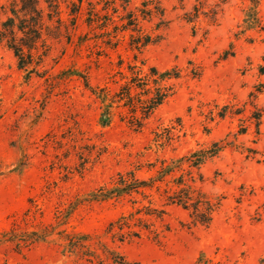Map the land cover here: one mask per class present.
I'll return each instance as SVG.
<instances>
[{
    "label": "rangeland",
    "instance_id": "obj_1",
    "mask_svg": "<svg viewBox=\"0 0 264 264\" xmlns=\"http://www.w3.org/2000/svg\"><path fill=\"white\" fill-rule=\"evenodd\" d=\"M12 1L0 0V26ZM103 1L83 0L77 34L88 40L80 48L77 36L55 42L39 74L28 77L0 43V238L16 220L25 230L56 226L73 202L111 186L118 174L141 167L137 176L148 179L154 174L149 164L214 142L225 149L202 168L201 186L221 206L209 227L170 207L163 221L154 220L169 229L160 242L144 236L121 243L107 229L133 211L129 200L83 203L57 230H67L70 242L54 234L21 252L0 244V264H111L115 250L130 264H264V0H158L165 24L158 29V19L142 21L146 33L161 37L143 53L130 50V32L120 33L112 49L103 35L112 26L85 23L90 3L104 17L113 14ZM144 1L151 0H131L128 9L137 11ZM121 3L113 15L118 24ZM135 55L145 72L178 67L176 92L139 131L124 119L126 108L115 109L103 126V105L85 80L114 94L125 82L119 73L129 74ZM156 134L172 141L157 145Z\"/></svg>",
    "mask_w": 264,
    "mask_h": 264
},
{
    "label": "trees",
    "instance_id": "obj_2",
    "mask_svg": "<svg viewBox=\"0 0 264 264\" xmlns=\"http://www.w3.org/2000/svg\"><path fill=\"white\" fill-rule=\"evenodd\" d=\"M103 2L112 5L113 14L104 17L97 11L95 4L90 3L85 23L90 29L106 30L110 26L114 28L112 32L103 33L108 36L105 43L109 48L117 49L121 41L119 34L122 32L131 33L130 50L133 52L143 53L146 47L160 41V36L146 33L141 26L142 21L152 22L154 19L160 21L157 24L158 29L165 24V9L160 1H144L137 11H130L128 8L131 0H121L125 14L119 17V24L113 20V15L119 12L115 6L118 0ZM82 14L83 0H13L9 15L0 26V43L13 52L19 68L24 70L28 77L33 73L39 74L37 70L44 64L55 42L66 39L67 43H71L73 37L77 36V46L80 48L88 40L86 35L77 34ZM193 18L194 16L189 17L188 22H193ZM247 24L249 26V21ZM114 33L115 36H112ZM229 55L226 53V57ZM137 58L135 55L136 63L128 65L129 74L119 73L125 82L114 94L108 87L93 88L88 80H85L86 87L103 105L100 119L103 126L110 124L115 109L126 108L129 116L124 119H128L130 128L139 131L144 127L145 121L175 94V82L181 78V70L178 67L161 71L155 66H149L145 72L146 63L137 65ZM67 74L82 77L78 71H69ZM220 116L223 118L225 114ZM154 141L157 145L166 146L172 139L170 136L156 134ZM224 149L225 145L221 142H214L210 147L195 149L186 156L170 160L158 159L149 164V170L154 171V174L148 179L137 176L141 167L120 173L111 186L103 185L73 202L65 214L56 217V226L40 224L39 228L25 230L16 220L12 228L2 234L0 244H10L21 252L35 244L50 241L54 234L63 241L70 242L67 230H57L69 223L79 205L122 199L129 200L133 211L122 214L109 225L107 234H110L114 241L124 243L146 236L160 242L161 235L169 229L167 227L166 230H160L154 220L163 221L170 207L186 211L192 224L209 227L221 206V201H215L203 190L201 185L204 184L205 177L202 168ZM78 236L81 239L86 238L84 235ZM66 247H69V243ZM74 247L77 248L78 244ZM109 258L112 260L111 264H130L126 257L116 250L109 254ZM98 264L106 263L99 261Z\"/></svg>",
    "mask_w": 264,
    "mask_h": 264
}]
</instances>
